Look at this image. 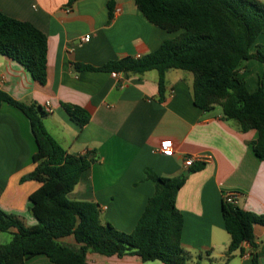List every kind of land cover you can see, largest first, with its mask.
<instances>
[{
	"label": "crops",
	"instance_id": "0c3cea01",
	"mask_svg": "<svg viewBox=\"0 0 264 264\" xmlns=\"http://www.w3.org/2000/svg\"><path fill=\"white\" fill-rule=\"evenodd\" d=\"M0 12L34 24L49 43L45 86L17 61L0 56V89L16 101L36 102L45 110L50 107L44 124L55 140L69 153L96 151L100 158L82 175L69 200L99 204L104 222L130 233L156 189L147 171L175 178L190 168L185 164L187 156L202 157L205 169L190 174L177 196L184 218L182 247L190 256L187 264H255L256 260L264 264V227L255 228L256 249L244 243L229 256L231 235L222 217L224 195L229 192L238 194L239 207L264 215V162L255 147L258 131L241 132L238 122L223 119L221 108H197L190 72L168 71L162 100L157 71L116 76L77 68L153 53L176 33L154 26L133 0H79L73 6L69 0H0ZM87 36L89 41L84 40ZM257 43L264 51V36ZM263 71L256 60L241 66V74L252 81L251 89ZM64 105L82 107L91 118L89 123L79 127ZM34 138L26 115L3 103L0 209L32 227L38 222L30 211V195L40 186L30 177L37 152ZM165 140L174 143L173 157L156 152ZM11 240L9 232H0V247ZM65 241L74 243L72 238ZM87 262L164 264L97 253H89ZM26 264L53 262L38 255Z\"/></svg>",
	"mask_w": 264,
	"mask_h": 264
},
{
	"label": "trees",
	"instance_id": "16d2710c",
	"mask_svg": "<svg viewBox=\"0 0 264 264\" xmlns=\"http://www.w3.org/2000/svg\"><path fill=\"white\" fill-rule=\"evenodd\" d=\"M78 1L69 0V4L73 6ZM133 1L154 26L176 36L140 58L127 56L101 67L78 64V70L129 75L157 71L162 100L168 71L190 72L194 75L195 106L202 111L219 107L223 119L238 122L241 132L257 130L256 152L264 162V71L255 89L241 74L242 63L251 60L260 62L264 70V51L257 43L264 36V2ZM48 50L47 36L34 24L0 12V56L17 61L42 86L47 84ZM3 103L15 107L30 121L37 145L30 177L40 186L30 195L36 226H28L0 209V232L12 235L11 242L0 247V264H26L38 255L47 256L53 264H88L89 253L120 258L138 256L144 263L187 264L190 256L182 247L184 218L177 207V196L190 174L205 169V162L195 163L175 178L147 171V177L156 184L154 195L134 231L125 233L103 221L99 204L68 198L82 175L99 161L97 152L80 155L64 149L46 129L44 119L48 113L38 103L16 101L0 89V106ZM64 109L79 127H85L91 119L82 107L64 105ZM222 217L231 235L229 256L244 243L256 249L255 228L264 227V215L223 201ZM68 238L74 243L66 242Z\"/></svg>",
	"mask_w": 264,
	"mask_h": 264
},
{
	"label": "built area",
	"instance_id": "2783aa9c",
	"mask_svg": "<svg viewBox=\"0 0 264 264\" xmlns=\"http://www.w3.org/2000/svg\"><path fill=\"white\" fill-rule=\"evenodd\" d=\"M71 9L67 10V13H70ZM117 12H119V10H117ZM84 40L89 41L90 40V36H87L84 38ZM140 58V57H137ZM116 76L118 75L117 73L115 74ZM47 113L52 112L51 108H47L46 110ZM174 143L170 140H165L163 142H161V144L158 146V148L156 149V152L164 155V156H169V157H173L174 156ZM197 162H202V157H192V156H187L185 158V164L188 167H192L195 163ZM238 194L234 193V192H229L226 193L224 195V201H227L229 203H233L234 205H238L239 204V200H238Z\"/></svg>",
	"mask_w": 264,
	"mask_h": 264
},
{
	"label": "rangeland",
	"instance_id": "374dc122",
	"mask_svg": "<svg viewBox=\"0 0 264 264\" xmlns=\"http://www.w3.org/2000/svg\"><path fill=\"white\" fill-rule=\"evenodd\" d=\"M248 81H249V82H248L249 85L252 86V85H251V84H252V81H250V80H248ZM217 109H220V108L218 107Z\"/></svg>",
	"mask_w": 264,
	"mask_h": 264
}]
</instances>
